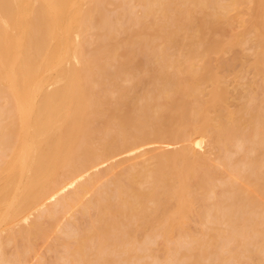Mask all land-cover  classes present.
Listing matches in <instances>:
<instances>
[{"label": "bare ground", "instance_id": "6f19581e", "mask_svg": "<svg viewBox=\"0 0 264 264\" xmlns=\"http://www.w3.org/2000/svg\"><path fill=\"white\" fill-rule=\"evenodd\" d=\"M242 1L113 0L108 17L105 0L25 2L12 39L0 0V264H23L51 232L64 251L48 264H264L261 28L244 40L258 93L239 84L234 110L227 63L210 64ZM204 138L213 161L196 155Z\"/></svg>", "mask_w": 264, "mask_h": 264}, {"label": "rangeland", "instance_id": "374dc122", "mask_svg": "<svg viewBox=\"0 0 264 264\" xmlns=\"http://www.w3.org/2000/svg\"><path fill=\"white\" fill-rule=\"evenodd\" d=\"M9 1L11 4V10L13 11L12 16H14V14L16 15L12 19L14 20V19L18 18V19H16V20H18L16 22L17 24L16 23L12 24L13 28L11 25V29H9L7 31V32L10 31L12 36L6 32V36L8 35V37L10 36L13 39V37L15 38V37L21 35V30L19 28H16V27H20V28L22 26L24 27L25 24L27 23L25 20L30 19V16H28L29 15L28 13H26V14L22 13V11L20 10L21 7H23L21 4L25 3V2L30 3L29 5L32 4V6H34V8H36L37 6L42 5L43 3L41 2V0H30V2H28L29 0H27L25 2H23L24 0H18L19 2L17 0H13L14 3L12 2V0H9ZM112 1L113 0H105V3L102 5V7H103L102 9H104V11H108V12H106L107 17L109 15V12L111 13L110 16L112 15V12H111V11H113ZM244 2H245V4L247 2V4L245 5ZM244 5H245V7H244ZM19 6H20V9L16 8ZM240 6L241 7L238 6L237 9L232 10L231 13L229 12V15L232 18L231 21H233V24L232 25L231 24L225 25L224 30H222V32L219 33L217 31L216 33H218V34L214 35L215 38L219 37V38H216V41L218 44L215 45L216 48H215L214 53H212L210 55V58H211L210 64H211L212 69L218 68L220 62H222L224 65L227 63L225 66L227 69L224 67L219 72L221 73V77H222V85L225 87V91L228 93V98L226 100V106L229 110H234L238 104V93L243 90L242 86L241 87L238 86L239 84L241 85L242 83H244L246 81H251V82L255 83L248 89L249 94H250L253 92L258 93V91L255 88L256 87L255 85L260 83V77L255 75L254 73H252L251 70L247 69L246 65L249 64V61H250L251 57L253 56L252 55L253 53H252L251 49H249L250 44H248V42L247 43L244 42V40L247 41V37L251 38L255 35V31H252V29L254 28L256 30L257 26H259L261 28V31H262L261 34H262V37L264 39V24H263L264 23V0H249V1L243 0L242 4ZM134 8L135 9L132 11L133 15L139 14V7L135 6ZM243 8H244V10H243ZM16 9H18L17 11L19 12L20 15H18V12L16 11ZM104 11L102 12V10H101V12L106 17ZM64 14H66V13H64ZM64 14L62 16L63 19L59 20V22L60 21L64 22V24H62L60 26H62L63 28H68L69 22H68V19L66 18V16H64ZM242 15H244V16H242ZM247 15H249V16H247ZM22 16L24 17L23 21H22V19H23ZM239 18H245V19L247 18V19L246 20L241 19L242 21L239 22L238 21ZM234 21L236 22L235 24H234ZM20 22H22V24ZM23 22H25V24ZM61 22L59 24H61ZM66 22H68V23H66ZM237 23H239L240 25H238ZM14 28H15L16 32H14ZM222 29H223V27H222ZM250 31H252V32L248 33ZM90 34L88 33L87 34L88 36L86 35L85 38L92 39V40H93V38H94V40L97 38L96 37L97 33L94 32V34H93V32H90ZM73 35L74 34H70V37H72ZM245 37H246V39H245ZM51 42L50 41L44 42V44H45L44 49H43L44 52L48 49V47H51V46L54 47L55 46V43H56L55 40H52ZM241 42H242V45H238ZM48 43H50L51 46H48ZM111 43L112 42H110V44ZM110 47L113 48L112 45H110ZM64 64H66L64 66L67 67L69 65V62H68V64H67V62ZM236 75H238V77H235ZM141 77L142 78L140 79V81L141 82L144 81L143 82V84H144L146 76L143 74V75H141ZM204 86H205V84H204ZM195 140H197L198 143L201 142L199 144L197 150H196V153H197L196 155L201 157V158L213 161L215 159L214 158V152H213V149L209 143V140L207 138L195 139ZM153 144H160V143H153ZM181 144H184V143H181ZM181 144H178L175 146L171 145V146L176 147V146H179ZM185 144H187V142H185ZM143 148H145V146H141V147L132 149L129 152H127V154H130L131 157H136L134 160H132L130 162L141 161L144 158L148 157V155H149L148 153L144 154L143 152L142 153L140 152L141 150H143ZM172 149L173 148L168 149V150H172ZM162 150H163V148H160V149H157L155 152L156 153L161 152ZM118 158H120V157H118ZM106 166H107V164L102 166L99 170L106 168ZM125 166H127V164H122L120 166L115 167L114 170L109 171L108 174L103 177V179L106 180V177L109 178L110 176H114V175L119 174L120 172H122L124 170L123 167H125ZM103 179H102V181H103ZM86 222H88V220ZM81 224H83V222L82 223L80 222L78 225L80 226ZM84 224H85V222H84ZM84 226H86V225H84ZM184 227L189 232L190 230L191 231L195 230L196 225L192 220H190V221H187V223L184 225ZM55 237H60L61 239H63V236L61 234H58V233L55 234L53 232L48 233L47 237H45V238L38 237L34 241H33V239H31L32 243L35 245H33L32 249L27 252V256H26L25 262L23 264H26V262H27V264H40V262H41V264H48V263H51L52 261H54V259L56 258L55 256H57V254H60V255L63 254L64 250H62V249L64 247L61 244H57V245L55 244V241H54ZM49 243H51V244H49ZM54 244L57 246L56 251L53 248ZM9 248H10V250H9ZM7 249H8V251H7L8 255L15 250L13 245L9 246ZM54 251H55V253H54ZM37 259H38V261H37ZM60 263L62 264V262L59 261V264Z\"/></svg>", "mask_w": 264, "mask_h": 264}]
</instances>
